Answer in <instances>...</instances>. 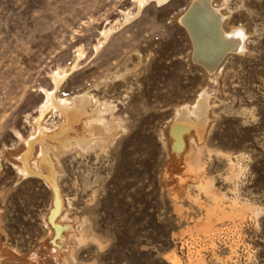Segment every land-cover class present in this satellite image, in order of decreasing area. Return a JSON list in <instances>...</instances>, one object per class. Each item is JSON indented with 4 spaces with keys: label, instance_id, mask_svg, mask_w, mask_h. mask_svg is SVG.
Here are the masks:
<instances>
[{
    "label": "rangeland",
    "instance_id": "rangeland-1",
    "mask_svg": "<svg viewBox=\"0 0 264 264\" xmlns=\"http://www.w3.org/2000/svg\"><path fill=\"white\" fill-rule=\"evenodd\" d=\"M139 1L0 0V264H264V0H213L244 43L212 73L180 21L193 0ZM46 92L85 97L109 135L80 146L83 123L46 113L58 189L41 145L21 163ZM202 97L208 131L178 153L175 111Z\"/></svg>",
    "mask_w": 264,
    "mask_h": 264
},
{
    "label": "bare ground",
    "instance_id": "bare-ground-1",
    "mask_svg": "<svg viewBox=\"0 0 264 264\" xmlns=\"http://www.w3.org/2000/svg\"><path fill=\"white\" fill-rule=\"evenodd\" d=\"M159 1L163 2L164 0ZM201 2L205 5L198 6L197 12L189 14L192 7ZM143 5L144 1L140 0L139 7L141 8ZM180 21L193 41L195 61L199 63L201 67L205 68L207 72H214L219 66L221 60L224 58L226 59L231 52L236 53V51L239 50L240 42L243 39L242 35H239V32H237L236 29L230 31L225 30L224 15L221 13L220 9L213 6V0H193L188 11ZM107 34L108 32L104 31V35ZM230 37L234 40H225ZM242 42L244 43V41ZM65 76L66 73L63 70L53 75L52 80L55 84V91ZM50 92H46L47 101L40 110V116L35 120L38 128L37 134L35 133L36 135L32 136L29 140L24 139L26 152L21 157V163L24 165V170L27 173H31L30 170L32 169L29 165V160L34 152V146L36 144L41 145V150L43 152L42 163L46 164L48 167V180L52 183L54 188L57 187L58 189V172L51 155L52 152L56 153L60 151V149H65L68 144L65 143L66 137L63 134L54 138L42 130V121L45 118L46 113L54 107L61 116L67 119L68 126L71 127L72 130L74 129V124L83 123L86 133H82L83 135L74 138L80 146L88 144L92 139H106L109 135H104L100 127L99 116L102 111L99 107H94L91 110H88V101L85 97H76L72 103H67L64 100L55 97V92ZM210 110L211 107L208 104V98L206 97H202L196 106L186 105L176 109L175 127H172V135L176 138L175 147L178 153H187L189 151L188 143L190 141L202 140L205 132L208 131L212 120ZM114 132L115 129L112 133ZM62 143L65 144L63 145ZM55 208H57V210L52 214V221H54L55 215L58 214L60 206L58 205ZM60 226L56 225L55 227L57 235H63L64 228Z\"/></svg>",
    "mask_w": 264,
    "mask_h": 264
},
{
    "label": "water",
    "instance_id": "water-1",
    "mask_svg": "<svg viewBox=\"0 0 264 264\" xmlns=\"http://www.w3.org/2000/svg\"><path fill=\"white\" fill-rule=\"evenodd\" d=\"M205 4L204 3H198V5L196 4V5H194L193 7H192V9L189 11V14H191V13H194V12H197V10H198V6H204Z\"/></svg>",
    "mask_w": 264,
    "mask_h": 264
}]
</instances>
